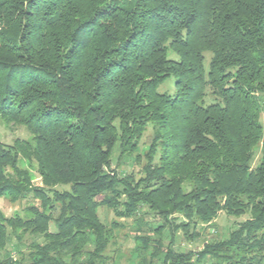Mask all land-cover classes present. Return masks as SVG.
Here are the masks:
<instances>
[{
    "label": "trees",
    "instance_id": "1",
    "mask_svg": "<svg viewBox=\"0 0 264 264\" xmlns=\"http://www.w3.org/2000/svg\"><path fill=\"white\" fill-rule=\"evenodd\" d=\"M0 119V264H264V0H0Z\"/></svg>",
    "mask_w": 264,
    "mask_h": 264
},
{
    "label": "rangeland",
    "instance_id": "2",
    "mask_svg": "<svg viewBox=\"0 0 264 264\" xmlns=\"http://www.w3.org/2000/svg\"><path fill=\"white\" fill-rule=\"evenodd\" d=\"M159 91L161 92H168L172 93L173 92V82L172 80H168L167 82L163 83L158 87ZM264 125V122H263ZM28 136V133L23 127H12V129H7L5 127V124L3 121L0 119V146L4 145H9L13 142L15 138H26ZM150 141V128L146 130L144 133L141 143L138 146V149L136 153H140V159L138 162L132 163L131 161L133 157L135 156L132 155L130 158L129 157H124L122 162L119 163V165L116 164V159H117V153H114L113 159H112V167L120 169L122 173H133L135 178H138L139 175H141L142 171V165L145 163V159L143 157L144 153L147 150L148 143ZM260 154L257 153L254 161H253V166H256L259 162ZM131 159V160H130ZM32 182L34 184H40V178L35 174L33 177ZM29 204L37 205L38 200L34 198L32 194H29L25 199H16L13 200L10 198V196H0V209L1 211L6 215V216H11L14 212H23L22 209L26 207ZM99 215L103 220H106L107 222H110L111 220L114 219L113 212L111 210H108L105 207H100L98 209ZM244 216L240 217H234V216H229L225 214V212L221 211L218 213L217 217L211 222L210 227L207 228V232L205 233L203 228L205 226L200 225L198 226L197 230L200 233L199 238L195 240H186V239H181L179 243L176 245L177 248L179 249H187V250H193L197 251L200 250L203 244V241L205 239L212 240V239H222L227 237L228 233L236 227V224L243 220ZM118 220V219H117ZM123 224V228L119 229L116 237V242L114 245H110L108 248V255H112L115 251V253L120 251L121 254L125 255V257L121 258L120 264H124L126 260V256H128L127 252L130 250L132 247V240L129 234V228L131 225L130 219L126 220H118ZM53 229V228H52ZM130 235V234H129ZM33 237H30L29 235H25L24 240L25 243L29 242L32 240ZM36 240H41V238L37 237L35 238ZM116 249V250H115Z\"/></svg>",
    "mask_w": 264,
    "mask_h": 264
}]
</instances>
